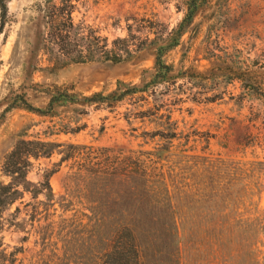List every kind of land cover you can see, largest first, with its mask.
<instances>
[{"label": "rangeland", "instance_id": "obj_1", "mask_svg": "<svg viewBox=\"0 0 264 264\" xmlns=\"http://www.w3.org/2000/svg\"><path fill=\"white\" fill-rule=\"evenodd\" d=\"M186 1L8 0L0 34V186L12 182L5 164L21 140L64 147L29 160L30 190L43 193L19 186L21 196L3 210L0 264H95L107 240L92 208L141 202L142 194L125 200L117 187L85 176L77 159L60 162L69 144L95 149L84 151L92 152L83 157L92 164L169 148L152 161L186 234L178 251L169 238L143 239L142 264H250V239L264 260V0H204L165 54L173 79L115 104L81 102L109 94L117 81L139 85L142 71H153L155 44H164L182 20ZM58 89L80 103L58 108L54 117L23 108H46ZM72 129L78 131L64 133ZM160 132H175V139ZM217 161L226 164L224 172ZM229 219L247 225L233 239L243 247L232 256L234 247L226 243L225 254L218 253L198 232Z\"/></svg>", "mask_w": 264, "mask_h": 264}, {"label": "trees", "instance_id": "obj_2", "mask_svg": "<svg viewBox=\"0 0 264 264\" xmlns=\"http://www.w3.org/2000/svg\"><path fill=\"white\" fill-rule=\"evenodd\" d=\"M7 2L8 0H0V34H2L5 25L4 18L7 13ZM203 3L204 0H187L185 2V13L182 20L171 31L164 44H155L153 71L143 70L139 85L117 81L115 90L109 94L94 93L91 96L84 97L81 102L86 105L115 104L129 96L152 92L155 87L166 84L173 79V67L164 61L165 54L178 45L180 38L186 33L203 7ZM147 76L149 80H146ZM78 103L80 102L73 95L68 94L67 90L58 89L53 94H50L46 108L41 110H33L27 106H23V108L40 116L54 117L58 108ZM76 131L78 130L72 129L70 132L64 133H75ZM160 133L156 135L164 137L167 141L175 139V132L169 134ZM61 147H64V145L41 141L21 140L17 143L5 164V172L10 176L12 182L9 186H0V232L2 230L1 216L3 210L21 196L17 187L21 186L25 191H29L35 196L43 193V189L33 188L30 190L32 185L26 180L27 170L30 166L29 160L31 158L49 157L56 148ZM65 149L66 152H64L60 162L68 161L71 158L77 159L78 162H82L81 168L84 169L82 172L85 176L91 179L93 176V179L101 185L110 184L113 188L117 187L122 192L120 195L125 194L123 195L125 200L133 199L134 197L138 198V195L142 194L139 205H127L119 208L111 207L108 210L92 208V212L97 214V217H94L96 226L98 229H104L107 240V248L96 258L95 264H142V255L145 250L143 241H155L156 237L169 238L171 246L178 251L179 244L186 232H182L183 226L177 222L178 208L170 204L166 205V197L171 193L167 189L166 180L161 169H158L156 161H152V157L157 160L164 156L169 148L158 149L151 156L147 153L146 155L149 157L145 155L143 159L127 156L120 159V161H113L108 158L99 164H92L90 158L83 159L84 155L86 157L92 155V152L86 154L84 152L85 150H95L91 147L69 144ZM104 150L109 156L111 150ZM212 166L213 162L210 161L209 163L208 161L205 167L208 175H210ZM226 168V164L222 161H217V169L224 172ZM44 187L48 191L45 196L51 198L52 194L48 181H45ZM156 193L158 203L152 202V197ZM225 193H227L225 188H220V192L219 190L217 191L218 196H224ZM195 195L196 193L193 194L194 198L196 197ZM165 216L169 220L163 223L160 220ZM246 226L242 222L237 225L234 220L229 219L219 223H206L198 228V232L204 237L205 244L210 249L215 248L218 253L225 254L226 243L234 247V252L230 253L232 256L238 255L243 247L241 242L234 243L233 239L237 232L239 233V230H243ZM248 226L251 237L256 232L251 224ZM190 230L191 232L189 233L194 234L195 224L190 226ZM251 246L252 241L250 239V264H264V260L262 262L257 260L255 253L251 250Z\"/></svg>", "mask_w": 264, "mask_h": 264}]
</instances>
